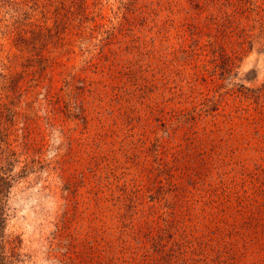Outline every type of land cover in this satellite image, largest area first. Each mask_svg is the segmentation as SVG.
<instances>
[{"label": "rangeland", "instance_id": "rangeland-1", "mask_svg": "<svg viewBox=\"0 0 264 264\" xmlns=\"http://www.w3.org/2000/svg\"><path fill=\"white\" fill-rule=\"evenodd\" d=\"M0 264H264V0H0Z\"/></svg>", "mask_w": 264, "mask_h": 264}, {"label": "trees", "instance_id": "trees-1", "mask_svg": "<svg viewBox=\"0 0 264 264\" xmlns=\"http://www.w3.org/2000/svg\"><path fill=\"white\" fill-rule=\"evenodd\" d=\"M11 181H12V176L8 172L7 167L3 165L1 167V174H0V201H1L2 196L7 191V188L11 185Z\"/></svg>", "mask_w": 264, "mask_h": 264}]
</instances>
